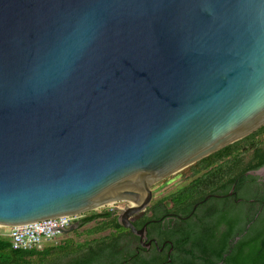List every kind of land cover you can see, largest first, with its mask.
<instances>
[{
  "label": "water",
  "instance_id": "95a60500",
  "mask_svg": "<svg viewBox=\"0 0 264 264\" xmlns=\"http://www.w3.org/2000/svg\"><path fill=\"white\" fill-rule=\"evenodd\" d=\"M263 125L264 0H0V228L128 201L142 237L152 185Z\"/></svg>",
  "mask_w": 264,
  "mask_h": 264
},
{
  "label": "trees",
  "instance_id": "16d2710c",
  "mask_svg": "<svg viewBox=\"0 0 264 264\" xmlns=\"http://www.w3.org/2000/svg\"><path fill=\"white\" fill-rule=\"evenodd\" d=\"M263 165L264 125L189 165L192 178L157 199L168 203V211L183 215L207 194H227L234 183V191L239 195L242 192L246 199L236 202L235 196L211 197L198 205L196 211L203 212L200 217L210 221L193 232L183 231L185 243L192 244L193 255L192 259L181 258L180 264H264V181L258 182L260 176L244 174ZM250 199L254 201H247ZM110 214L102 210L80 219L79 227L89 222L94 225L82 231L86 239L76 244L67 238L42 248L15 249L2 231L0 264H124L117 248L125 230ZM107 229L113 231L105 234ZM197 258L200 260L195 262Z\"/></svg>",
  "mask_w": 264,
  "mask_h": 264
},
{
  "label": "flooded vegetation",
  "instance_id": "af4514ba",
  "mask_svg": "<svg viewBox=\"0 0 264 264\" xmlns=\"http://www.w3.org/2000/svg\"><path fill=\"white\" fill-rule=\"evenodd\" d=\"M264 181L263 176L258 178V182ZM237 191L224 197L235 196L236 202H242L246 199ZM222 197V198H224ZM153 199V196H152ZM247 201H254L253 199ZM258 206L260 202H256ZM129 202L119 207L117 205L105 209L110 211L111 217H116L121 209L129 206ZM167 202H158L156 199L151 201L142 211H138L129 216L130 222L141 229L145 225V231L142 237L135 235L129 228L122 227L125 230L123 237L120 238L118 248L124 256V264H180L181 258L192 259V244L185 243L183 231L193 232L201 224L210 221L208 218H201L202 211L196 209L187 215L175 211H168ZM257 206V205H256ZM261 209V206L258 207ZM104 210V209H103ZM192 210V209H191ZM102 211V210H101ZM83 227V226H81ZM81 227H78L79 229ZM77 228V229H78ZM223 227H220L222 230ZM111 229H107L105 234H110ZM183 240V244L180 243ZM238 236L234 238V241ZM181 240V241H182ZM195 262L200 259H193Z\"/></svg>",
  "mask_w": 264,
  "mask_h": 264
},
{
  "label": "built area",
  "instance_id": "2783aa9c",
  "mask_svg": "<svg viewBox=\"0 0 264 264\" xmlns=\"http://www.w3.org/2000/svg\"><path fill=\"white\" fill-rule=\"evenodd\" d=\"M80 215L81 213L46 218L10 227L5 233L10 237L11 246L15 249L42 248L43 242L55 240L57 234L66 235L61 233V230L68 228L74 222H79L84 217Z\"/></svg>",
  "mask_w": 264,
  "mask_h": 264
},
{
  "label": "rangeland",
  "instance_id": "374dc122",
  "mask_svg": "<svg viewBox=\"0 0 264 264\" xmlns=\"http://www.w3.org/2000/svg\"><path fill=\"white\" fill-rule=\"evenodd\" d=\"M191 171L189 170L188 166L177 171L174 174H171L170 176L156 182L154 185H152V194H153V200H157L165 195H167L168 193L175 191L177 188H179L180 186L186 184L190 179H191ZM128 201H117L114 203H110L108 205H104L102 207H98L94 210H90L84 213H81V217L86 216L88 214H91L93 212H100L101 210H105L107 208H111L114 205H117L119 207L123 206L125 203H127ZM119 214V213H118ZM94 225V222H89L87 224H85L83 227H81L80 229H78L77 232H70L69 234L66 235H60L57 234L55 236V240H48L42 243V247L46 246V245H56L58 242H60L61 240L67 239V238H71L74 240L75 244L76 243H80L82 242L84 239H86V236L84 235V233H82V231L84 229H87L91 226ZM7 230H9V228H5V227H1L0 231L2 232H7ZM77 230V229H76Z\"/></svg>",
  "mask_w": 264,
  "mask_h": 264
}]
</instances>
